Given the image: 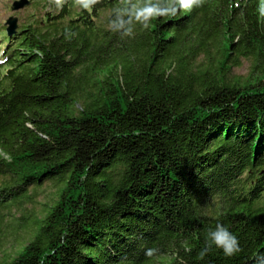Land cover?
<instances>
[{"label": "trees", "instance_id": "trees-1", "mask_svg": "<svg viewBox=\"0 0 264 264\" xmlns=\"http://www.w3.org/2000/svg\"><path fill=\"white\" fill-rule=\"evenodd\" d=\"M115 2L64 5L0 37V228L31 191L58 188L5 264H254L264 253L260 0H204L125 39L106 27ZM244 63L249 75L234 78ZM217 223L242 251L200 260Z\"/></svg>", "mask_w": 264, "mask_h": 264}, {"label": "clouds", "instance_id": "clouds-1", "mask_svg": "<svg viewBox=\"0 0 264 264\" xmlns=\"http://www.w3.org/2000/svg\"><path fill=\"white\" fill-rule=\"evenodd\" d=\"M99 0H73L76 7L90 10ZM65 0H49L50 6L62 8ZM204 0H116L108 9L106 27L118 34L121 39L133 38L137 28L147 30L152 22L162 17L175 16L180 12H191L201 7ZM260 17H264V0L257 7ZM220 249L226 257H233L242 251L238 238L222 223L205 229L204 246L198 252V259L203 260L213 249ZM144 255L148 260L158 258L160 250L157 247H146ZM120 264H127L121 260ZM254 264H264V253L254 256Z\"/></svg>", "mask_w": 264, "mask_h": 264}, {"label": "rangeland", "instance_id": "rangeland-1", "mask_svg": "<svg viewBox=\"0 0 264 264\" xmlns=\"http://www.w3.org/2000/svg\"><path fill=\"white\" fill-rule=\"evenodd\" d=\"M22 1L29 4L18 12H13V6ZM38 4H31L30 0H0V37L4 36V29L7 30V22L15 19L19 31L22 26L32 21H37L48 12L58 13L61 9L49 5V0H35ZM73 4V0H65L64 5ZM63 5V6H64ZM74 5V4H73ZM249 63H244L240 69L233 71L234 78L245 79L249 75ZM57 186L47 184L43 188L30 192V199L25 200L20 207L13 206L7 211L5 220L0 228V264L14 260L23 248L29 244L35 230L33 222L43 218L44 211H47L56 199Z\"/></svg>", "mask_w": 264, "mask_h": 264}, {"label": "water", "instance_id": "water-1", "mask_svg": "<svg viewBox=\"0 0 264 264\" xmlns=\"http://www.w3.org/2000/svg\"><path fill=\"white\" fill-rule=\"evenodd\" d=\"M28 4H29V2H25V1H22L20 3H16L13 6L12 11L18 12V11L24 9ZM6 25H7L6 32H7L8 37H11L17 33L18 27H17V21L15 19L8 21Z\"/></svg>", "mask_w": 264, "mask_h": 264}]
</instances>
